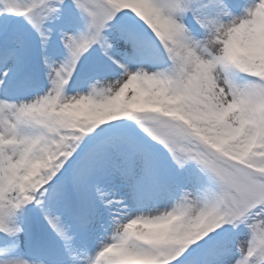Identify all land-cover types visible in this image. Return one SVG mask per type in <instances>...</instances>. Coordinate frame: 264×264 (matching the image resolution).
<instances>
[{
	"label": "snow or ice",
	"instance_id": "6c2138e0",
	"mask_svg": "<svg viewBox=\"0 0 264 264\" xmlns=\"http://www.w3.org/2000/svg\"><path fill=\"white\" fill-rule=\"evenodd\" d=\"M0 264H264V0H0Z\"/></svg>",
	"mask_w": 264,
	"mask_h": 264
}]
</instances>
